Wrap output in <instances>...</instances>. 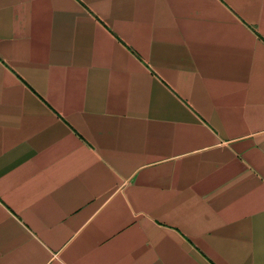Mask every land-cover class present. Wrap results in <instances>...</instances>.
<instances>
[{"label": "crops", "instance_id": "0c3cea01", "mask_svg": "<svg viewBox=\"0 0 264 264\" xmlns=\"http://www.w3.org/2000/svg\"><path fill=\"white\" fill-rule=\"evenodd\" d=\"M0 264H264V0H0Z\"/></svg>", "mask_w": 264, "mask_h": 264}]
</instances>
